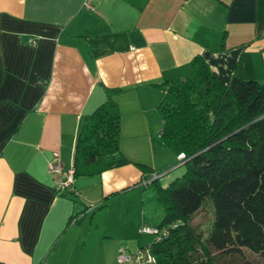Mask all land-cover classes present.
Masks as SVG:
<instances>
[{
	"label": "crops",
	"instance_id": "obj_1",
	"mask_svg": "<svg viewBox=\"0 0 264 264\" xmlns=\"http://www.w3.org/2000/svg\"><path fill=\"white\" fill-rule=\"evenodd\" d=\"M196 55L225 82L263 81L264 0H0V264H136L118 262L120 248L151 243L141 227L165 214L143 183L176 161L160 84L192 77ZM108 88L121 151L59 190L49 163L58 152L73 166Z\"/></svg>",
	"mask_w": 264,
	"mask_h": 264
},
{
	"label": "trees",
	"instance_id": "obj_2",
	"mask_svg": "<svg viewBox=\"0 0 264 264\" xmlns=\"http://www.w3.org/2000/svg\"><path fill=\"white\" fill-rule=\"evenodd\" d=\"M192 65V77L175 75L160 84L159 134L177 154L174 165L185 170L166 186L154 175L143 183L156 184L165 208L157 226L168 229L146 244L152 264H264V80L225 82L202 55ZM117 90L108 88L107 99L85 117L75 176L102 170L96 162L121 151ZM208 200L214 216L206 231L193 219Z\"/></svg>",
	"mask_w": 264,
	"mask_h": 264
},
{
	"label": "built area",
	"instance_id": "obj_3",
	"mask_svg": "<svg viewBox=\"0 0 264 264\" xmlns=\"http://www.w3.org/2000/svg\"><path fill=\"white\" fill-rule=\"evenodd\" d=\"M87 5L90 6V1H87ZM31 43H35V38L30 39ZM184 153L181 152L179 158L184 157ZM49 170L53 172L58 178L55 181V187L59 190L66 189L71 190L75 181V168L71 166L68 170L63 169L62 161L58 152L49 163ZM165 171L155 173L154 177H161ZM142 232L157 233L159 236L165 234L168 229L164 226L157 225H143L141 227ZM118 262H134L136 264H152L155 261V256L150 250L149 245L140 246L134 252H129L125 247H121L117 257Z\"/></svg>",
	"mask_w": 264,
	"mask_h": 264
},
{
	"label": "rangeland",
	"instance_id": "obj_4",
	"mask_svg": "<svg viewBox=\"0 0 264 264\" xmlns=\"http://www.w3.org/2000/svg\"><path fill=\"white\" fill-rule=\"evenodd\" d=\"M167 150H169L167 147H165ZM170 151H168L169 153ZM164 153V154H163ZM172 155L168 154V157H173V161L176 160L177 158V154L176 153H171ZM159 158L162 159H166L167 158V153L165 152H160L159 154ZM172 161V160H171ZM185 170V166L183 164L180 165H174L171 168L165 170V173L162 175L164 177V179L162 180V182H166L167 181V175L170 174L171 178L174 179L176 176L181 175ZM160 178H163V177ZM166 176V177H165ZM171 179V180H172ZM161 182V180H160ZM154 187H157L156 184H152ZM209 202H205L204 206L195 214L193 222L195 223H200L203 224V228L207 231V229L210 227V216H214V205L212 203V200H208ZM142 216V215H140ZM161 217L158 218L157 222L155 225H157V223L161 220ZM145 224L143 225H149L150 223L148 222H144ZM154 225V224H151ZM158 236L157 233H146L143 235L145 242L149 243L150 241L154 240L156 237ZM138 248H136L134 251H136ZM133 251V252H134Z\"/></svg>",
	"mask_w": 264,
	"mask_h": 264
},
{
	"label": "water",
	"instance_id": "obj_5",
	"mask_svg": "<svg viewBox=\"0 0 264 264\" xmlns=\"http://www.w3.org/2000/svg\"><path fill=\"white\" fill-rule=\"evenodd\" d=\"M153 178H157V177H153ZM153 178H152V179H153ZM158 178H160V177H158Z\"/></svg>",
	"mask_w": 264,
	"mask_h": 264
}]
</instances>
